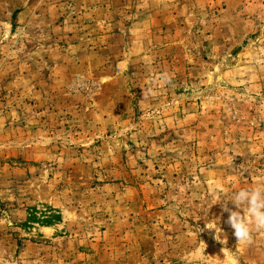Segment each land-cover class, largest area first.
Listing matches in <instances>:
<instances>
[{"label":"rangeland","instance_id":"rangeland-1","mask_svg":"<svg viewBox=\"0 0 264 264\" xmlns=\"http://www.w3.org/2000/svg\"><path fill=\"white\" fill-rule=\"evenodd\" d=\"M30 1L0 0V264H264L221 208L264 185V0Z\"/></svg>","mask_w":264,"mask_h":264},{"label":"clouds","instance_id":"clouds-1","mask_svg":"<svg viewBox=\"0 0 264 264\" xmlns=\"http://www.w3.org/2000/svg\"><path fill=\"white\" fill-rule=\"evenodd\" d=\"M228 201H231L237 210L229 208ZM221 202L218 200L215 204ZM221 208L222 212L229 213L226 223L234 230L237 244L250 245L253 243L254 233L264 231V185L240 189L229 200L223 201ZM206 227L214 229L216 239L220 240L221 228L218 227L217 232L216 227ZM220 242L226 243V240ZM222 251L225 253V248Z\"/></svg>","mask_w":264,"mask_h":264},{"label":"crops","instance_id":"crops-1","mask_svg":"<svg viewBox=\"0 0 264 264\" xmlns=\"http://www.w3.org/2000/svg\"><path fill=\"white\" fill-rule=\"evenodd\" d=\"M57 2L50 0H31L20 8L16 13L17 22L24 25H30L33 22H38V25L52 24L56 18ZM40 22V23H39ZM44 22L45 24L41 23ZM111 48L110 44H107ZM106 45H101L100 50L105 51Z\"/></svg>","mask_w":264,"mask_h":264},{"label":"trees","instance_id":"trees-1","mask_svg":"<svg viewBox=\"0 0 264 264\" xmlns=\"http://www.w3.org/2000/svg\"><path fill=\"white\" fill-rule=\"evenodd\" d=\"M55 217H58V216H55Z\"/></svg>","mask_w":264,"mask_h":264}]
</instances>
